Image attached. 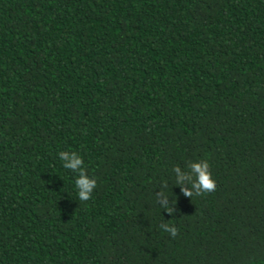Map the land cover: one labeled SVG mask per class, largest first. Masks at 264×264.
<instances>
[{
    "label": "trees",
    "instance_id": "obj_1",
    "mask_svg": "<svg viewBox=\"0 0 264 264\" xmlns=\"http://www.w3.org/2000/svg\"><path fill=\"white\" fill-rule=\"evenodd\" d=\"M0 264H264V0H0Z\"/></svg>",
    "mask_w": 264,
    "mask_h": 264
},
{
    "label": "clouds",
    "instance_id": "obj_2",
    "mask_svg": "<svg viewBox=\"0 0 264 264\" xmlns=\"http://www.w3.org/2000/svg\"><path fill=\"white\" fill-rule=\"evenodd\" d=\"M59 158L63 162V167L65 169L73 170L78 174V177L75 180V188L77 190L78 199L80 201L89 200L94 189L97 186V181L88 176L86 169L84 168L83 157L74 151H61L59 153ZM174 171L177 174L181 173V169L179 166H176L174 168ZM190 171L191 173L195 174V182L193 184V188L197 190L195 192L196 195H200L204 192H211L215 189L216 181L210 171V164L206 160L192 162L190 164ZM180 178L184 179L185 177L181 176ZM176 186L180 187L179 184H177ZM180 188L186 196H193V192L189 189L183 187ZM158 195L160 196V202L161 196H163V202H161V205L165 207L166 211L169 214H172V210L167 207L168 198L165 197L163 193ZM161 229L165 232L170 233L172 236H176L178 234V229L173 225L164 224L161 225Z\"/></svg>",
    "mask_w": 264,
    "mask_h": 264
}]
</instances>
